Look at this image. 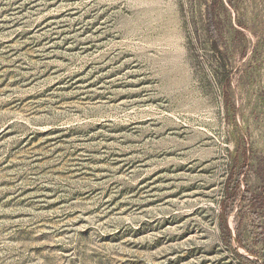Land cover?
Here are the masks:
<instances>
[{
    "label": "rangeland",
    "instance_id": "obj_1",
    "mask_svg": "<svg viewBox=\"0 0 264 264\" xmlns=\"http://www.w3.org/2000/svg\"><path fill=\"white\" fill-rule=\"evenodd\" d=\"M188 15V0H0V264L262 256L264 0H223L226 97Z\"/></svg>",
    "mask_w": 264,
    "mask_h": 264
},
{
    "label": "trees",
    "instance_id": "obj_2",
    "mask_svg": "<svg viewBox=\"0 0 264 264\" xmlns=\"http://www.w3.org/2000/svg\"><path fill=\"white\" fill-rule=\"evenodd\" d=\"M223 9V0H188L189 17L187 20V40L190 50L197 54L199 51L210 53V57L215 60V65H211L218 83L221 85L223 97L227 96V88L230 84V72L228 64L224 59L222 51V29L220 23V10ZM233 174L228 177L224 197L219 206L220 238L227 247H232V242L237 240L232 237L227 225L226 217L230 212V205L236 199L241 188V181L236 179L229 194V185ZM256 201L264 205V187L260 189L256 196ZM240 264H264L263 254L259 259H249L246 256L237 255Z\"/></svg>",
    "mask_w": 264,
    "mask_h": 264
}]
</instances>
